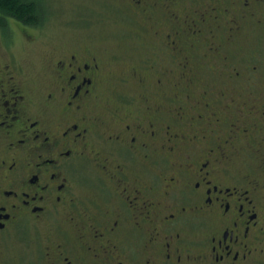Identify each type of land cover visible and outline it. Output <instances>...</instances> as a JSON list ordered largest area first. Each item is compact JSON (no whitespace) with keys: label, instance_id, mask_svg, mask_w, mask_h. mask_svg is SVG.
<instances>
[{"label":"flooded vegetation","instance_id":"af4514ba","mask_svg":"<svg viewBox=\"0 0 264 264\" xmlns=\"http://www.w3.org/2000/svg\"><path fill=\"white\" fill-rule=\"evenodd\" d=\"M121 2L148 53L29 61L26 32L25 68L0 29V238L33 229L32 264H264V0Z\"/></svg>","mask_w":264,"mask_h":264},{"label":"rangeland","instance_id":"374dc122","mask_svg":"<svg viewBox=\"0 0 264 264\" xmlns=\"http://www.w3.org/2000/svg\"><path fill=\"white\" fill-rule=\"evenodd\" d=\"M47 7V18L40 26V32L34 27L24 26L19 22L8 19L7 30H11L14 45L11 51L26 68L27 60L21 46H27L24 35L32 34V37L42 36L40 42L33 48L34 58H43L44 48L48 40L50 45L59 46L64 42L83 44L84 47L105 54H133L134 49L139 48V53H148V46L159 43L152 37L145 41V51L138 46L142 38H148L150 31L145 23L140 22L123 5L121 0H42ZM161 28V31H164ZM27 32V34H26ZM39 33V34H38ZM1 40V32H0ZM20 41V42H19ZM148 42V43H146ZM21 45V46H20ZM42 51V52H40ZM157 53V52H155ZM133 65V61L129 66ZM126 71L115 67L114 72ZM29 227V226H28ZM37 233L31 229L22 228L11 235L0 238V264H32L31 258H26L24 248L37 241ZM3 253V254H2Z\"/></svg>","mask_w":264,"mask_h":264},{"label":"trees","instance_id":"16d2710c","mask_svg":"<svg viewBox=\"0 0 264 264\" xmlns=\"http://www.w3.org/2000/svg\"><path fill=\"white\" fill-rule=\"evenodd\" d=\"M46 18L47 7L42 0H0V29L7 27L8 19L36 27L42 26Z\"/></svg>","mask_w":264,"mask_h":264},{"label":"bare ground","instance_id":"6f19581e","mask_svg":"<svg viewBox=\"0 0 264 264\" xmlns=\"http://www.w3.org/2000/svg\"><path fill=\"white\" fill-rule=\"evenodd\" d=\"M45 15V14H44ZM43 20H45V19H43ZM8 40V39H7ZM20 42V41H19Z\"/></svg>","mask_w":264,"mask_h":264}]
</instances>
